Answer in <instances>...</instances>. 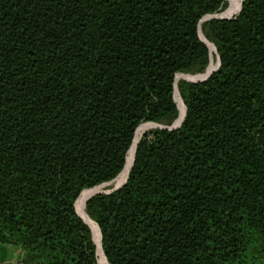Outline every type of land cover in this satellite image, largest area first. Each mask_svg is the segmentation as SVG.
Segmentation results:
<instances>
[{
    "label": "trees",
    "instance_id": "16d2710c",
    "mask_svg": "<svg viewBox=\"0 0 264 264\" xmlns=\"http://www.w3.org/2000/svg\"><path fill=\"white\" fill-rule=\"evenodd\" d=\"M0 0V243L24 264H264V0ZM205 39L215 47L211 51ZM209 77L176 81L178 73ZM177 118V119H178Z\"/></svg>",
    "mask_w": 264,
    "mask_h": 264
},
{
    "label": "bare ground",
    "instance_id": "6f19581e",
    "mask_svg": "<svg viewBox=\"0 0 264 264\" xmlns=\"http://www.w3.org/2000/svg\"><path fill=\"white\" fill-rule=\"evenodd\" d=\"M227 1L229 2L230 6H229L228 10L223 13V15H226V16L228 15L229 16V15H232V14H234V13H236V12H238L240 10L239 6H240L242 0H227ZM201 37L203 39H205V37H204L202 32H201ZM207 42L209 43V41H207ZM209 45H210V48L212 49V51L215 52V47L212 44H210V43H209ZM214 60L215 59L212 56L211 63L209 65V67H208V71L206 73H204L203 76L200 77V78H203L204 76H206L208 73H210L211 70H213L217 66V64L215 63ZM182 76L183 75L181 73H178L176 75V81H179V79L182 78ZM188 78L192 79L191 77H188ZM195 79H199V78H195ZM175 98H176V101L178 102L179 109H180L179 118L175 120V124H174L176 126V125H179L181 123L182 119H183V116H184V113H185V105H184V103L181 100V97L179 95L178 90L175 93ZM152 126H155V124H151V123L142 124L140 129L138 130V133H137V135H136V137L134 139L132 148H131L130 152L128 153L126 167H125L124 171L116 179L117 186H121L126 181L127 175H128V173L130 171V168H131V165H132V162H133L134 151L136 149V146H137L141 136L143 135V133L147 129L151 128ZM100 186H103V185H99L96 188L84 190L81 193V195H80V197H79V199L77 201L76 208H77V211H78L79 215L84 218V220L90 225V227L92 229L94 239L96 241V244L98 245V257H99L100 264H108V261L106 260L104 254H103L102 248H101V242H100L101 234H100V230L98 229V227L94 223V221L88 216V214L86 213V210H85V205H86L87 199L92 194H94L95 192L99 191L101 189Z\"/></svg>",
    "mask_w": 264,
    "mask_h": 264
},
{
    "label": "rangeland",
    "instance_id": "374dc122",
    "mask_svg": "<svg viewBox=\"0 0 264 264\" xmlns=\"http://www.w3.org/2000/svg\"><path fill=\"white\" fill-rule=\"evenodd\" d=\"M229 6H230V4H229V2L226 0V6H225V8H223V10H221L219 13H217V14H215V15H218V16H226V15H223V13L224 12H226L227 10H228V8H229ZM240 8H241V4H240V6H239ZM239 12V11H238ZM238 12H236V13H234V14H232V15H227V17H233L234 15H236ZM211 51H212V49H211ZM212 53H213V51H212ZM213 56V55H212ZM214 57V61H215V63L217 64L218 63V57L217 56H213ZM205 72H201V73H181L183 76H182V78H180L179 80H181V79H186V78H188V77H191L193 80L195 79V78H200V77H202L203 76V74H204ZM189 79V78H188ZM187 79V80H188ZM180 95V94H179ZM181 97V96H180ZM181 100H182V97H181ZM182 102H183V100H182ZM184 103V102H183ZM178 116H179V114H178ZM178 118V117H177ZM176 118V119H177ZM175 119V120H176ZM175 120L171 123V124H164V123H160V122H151V121H146V122H144V124H147V123H151V124H155V126H152L151 128H149V129H147L144 133H146V132H148V131H151V130H153V129H155V128H158V127H172L174 124H175ZM143 124V123H142ZM143 133V134H144ZM116 179L117 178H115L114 180H112V181H110V182H108V183H106L105 185L103 184V186H100V190L99 191H97L98 193H107V192H110V191H112L113 189H116L117 187H119V186H117V184H116ZM96 192V193H97ZM95 193V194H96ZM93 196V195H92ZM91 196V197H92ZM79 199V198H78ZM78 201V200H77ZM77 204V203H76ZM95 240V239H94ZM96 242V241H95ZM98 246V245H97Z\"/></svg>",
    "mask_w": 264,
    "mask_h": 264
},
{
    "label": "crops",
    "instance_id": "0c3cea01",
    "mask_svg": "<svg viewBox=\"0 0 264 264\" xmlns=\"http://www.w3.org/2000/svg\"><path fill=\"white\" fill-rule=\"evenodd\" d=\"M22 261V251L13 245L0 243V264H18Z\"/></svg>",
    "mask_w": 264,
    "mask_h": 264
},
{
    "label": "water",
    "instance_id": "95a60500",
    "mask_svg": "<svg viewBox=\"0 0 264 264\" xmlns=\"http://www.w3.org/2000/svg\"><path fill=\"white\" fill-rule=\"evenodd\" d=\"M242 2H243V0L241 1V6H242ZM240 10H241V8H240ZM240 10H239V11H240ZM238 13H239V12H238ZM211 18H231V17L222 16V15H221V16H218V15H215V14H208V15H206V16L201 20V22H203V21H205V20H208V19H211ZM202 39H203V38H202ZM203 40H204V41L208 44V46L210 47L209 43H208L205 39H203ZM215 51H216V50H215ZM219 65H220V57L218 56V63H217V66H216L213 70H211L210 73H208L206 76H204L203 78L194 79V80H193V79H188V78H186V79H188V80H190V81H193V82H197V81L205 80V79H207V78L209 77V75H210L213 71H215V70L219 67ZM208 67H209V66H208ZM207 71H208V68H207L206 72H207ZM206 72H205V73H206ZM185 114H186V106H185V113H184L183 119H184V117H185ZM183 119H182V121H183ZM182 121H181V123H182ZM181 123H180L179 125H176V126L173 125L172 127H170V129H175V128L179 127V126L181 125ZM164 128H167V127H164ZM134 157H135V155H134ZM133 162H134V160H133ZM132 164H133V163H132ZM123 170H124V169H123ZM120 174H121V173H120ZM120 174H119V175H120ZM119 175H118V176H119ZM118 176H117V177H118ZM117 177H116V178H117ZM127 179H128V175H127L126 181H127ZM126 181H125L122 185H124V184L126 183ZM106 183H108V182H104L103 184H106ZM103 184H101V185H103ZM122 185H121V186H122ZM98 186H99V185H98ZM121 186H119V187H121ZM119 187H117L116 189H118ZM113 190H115V189H113ZM113 190H112V191H113ZM110 192H111V191H110ZM95 193H96V192H95ZM95 193H94V194H95ZM97 193H98V192H97ZM107 193H108V192H107ZM94 194H92V195H94ZM92 195H91V196H92ZM91 196H90V197H91ZM90 197H89V198H90ZM89 198H88V199H89ZM88 199H87V200H88ZM81 217H82V216H81ZM82 218H83V217H82ZM83 219H84V218H83ZM84 221H85V220H84ZM85 222H86V221H85ZM86 223H87V222H86ZM87 224H88V223H87ZM88 225H89V224H88ZM89 226H90V225H89ZM90 228H91V227H90ZM99 230H100V229H99ZM100 242H101V237H100ZM99 263H100V262H99Z\"/></svg>",
    "mask_w": 264,
    "mask_h": 264
},
{
    "label": "built area",
    "instance_id": "2783aa9c",
    "mask_svg": "<svg viewBox=\"0 0 264 264\" xmlns=\"http://www.w3.org/2000/svg\"><path fill=\"white\" fill-rule=\"evenodd\" d=\"M18 264H23L22 262H18Z\"/></svg>",
    "mask_w": 264,
    "mask_h": 264
}]
</instances>
